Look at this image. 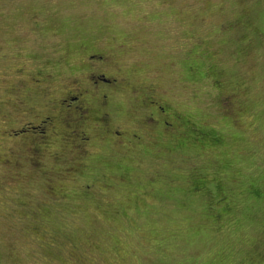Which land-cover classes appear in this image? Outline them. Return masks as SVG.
I'll list each match as a JSON object with an SVG mask.
<instances>
[{"label": "rangeland", "instance_id": "rangeland-1", "mask_svg": "<svg viewBox=\"0 0 264 264\" xmlns=\"http://www.w3.org/2000/svg\"><path fill=\"white\" fill-rule=\"evenodd\" d=\"M0 264H264V0H0Z\"/></svg>", "mask_w": 264, "mask_h": 264}, {"label": "flooded vegetation", "instance_id": "flooded-vegetation-1", "mask_svg": "<svg viewBox=\"0 0 264 264\" xmlns=\"http://www.w3.org/2000/svg\"><path fill=\"white\" fill-rule=\"evenodd\" d=\"M93 76H94V74H93ZM96 78H98V79H101V78H105V76H103L102 74H97V75H95V79ZM95 79H94V81H93V83H95ZM97 84V83H96ZM79 97L78 96H70L69 98H68V100L67 99H63V102H67L66 103V108L68 107V106H70V104H72V102H74L76 99H78ZM160 108L163 110V108L160 106ZM44 123V122H43ZM117 131H115V133H116Z\"/></svg>", "mask_w": 264, "mask_h": 264}]
</instances>
